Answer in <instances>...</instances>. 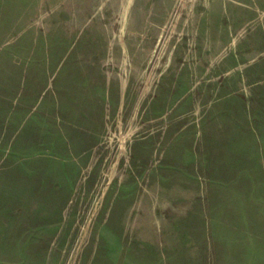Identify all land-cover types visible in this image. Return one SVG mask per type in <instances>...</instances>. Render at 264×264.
<instances>
[{
	"label": "rangeland",
	"instance_id": "1",
	"mask_svg": "<svg viewBox=\"0 0 264 264\" xmlns=\"http://www.w3.org/2000/svg\"><path fill=\"white\" fill-rule=\"evenodd\" d=\"M237 1L0 0V264H264V0Z\"/></svg>",
	"mask_w": 264,
	"mask_h": 264
},
{
	"label": "crops",
	"instance_id": "2",
	"mask_svg": "<svg viewBox=\"0 0 264 264\" xmlns=\"http://www.w3.org/2000/svg\"><path fill=\"white\" fill-rule=\"evenodd\" d=\"M237 2H239V0H238ZM79 141H80V140H79ZM79 141L77 140L78 143H79Z\"/></svg>",
	"mask_w": 264,
	"mask_h": 264
}]
</instances>
